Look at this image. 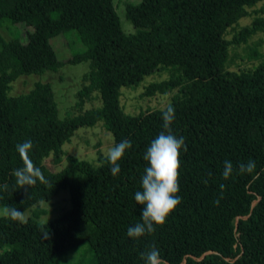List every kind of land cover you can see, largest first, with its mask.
I'll return each instance as SVG.
<instances>
[{"label":"trees","instance_id":"trees-1","mask_svg":"<svg viewBox=\"0 0 264 264\" xmlns=\"http://www.w3.org/2000/svg\"><path fill=\"white\" fill-rule=\"evenodd\" d=\"M263 1L129 3L126 14L136 32L127 34L113 0H0L1 30L14 35L18 24L34 28L27 43L0 32V207L34 212L62 190H69L71 202L44 223L0 217V264H54L82 246L89 247L91 261L74 264H145L141 254L153 246L166 264H264V57L253 69L228 67L231 47L248 42L264 20L257 17L226 38ZM71 31L84 50L66 62L89 61L90 70L73 106L79 113L61 119L49 83L16 96L9 92L18 75L58 71L65 62L50 40ZM163 67L172 69L171 77L150 84L146 95L173 92L170 127L187 149L180 152L181 203L163 225H154L155 232L131 238L128 228L142 222L143 206L134 197L148 166L143 157L165 131L162 113L169 104L129 114L121 107V88ZM96 98L101 106L84 110ZM98 122L113 133L114 146L131 141L116 176L106 156L95 166L63 149L78 128ZM27 140L47 183L20 188L13 175L23 167L16 146ZM64 158L60 171L46 163ZM250 159L256 163L252 174L237 171L223 179L225 160L238 167Z\"/></svg>","mask_w":264,"mask_h":264},{"label":"rangeland","instance_id":"rangeland-1","mask_svg":"<svg viewBox=\"0 0 264 264\" xmlns=\"http://www.w3.org/2000/svg\"><path fill=\"white\" fill-rule=\"evenodd\" d=\"M142 0H113L118 15L121 20V26L125 33L133 34L136 27L130 19L127 18V4H139ZM251 15L242 18L238 23L229 28L226 38L231 40L235 34L243 27L251 25L254 19L260 17L264 20V1L250 9ZM19 33L10 35L6 30L0 32L9 40L19 37L22 43L28 42V34L34 31L31 26L18 24ZM54 47L57 57L65 64L58 71L47 70L42 73H32L18 75L12 81V88L9 92L11 96L30 92L38 82L49 83L52 86L55 101L58 106L59 117L73 116L79 112L73 110L77 102V92L81 88L82 77L90 70V62L82 61L78 63H67L75 54L81 53L84 48L78 40L76 31L58 35L50 40ZM258 53V55H257ZM264 26L258 30L248 42L240 46H232L228 67L232 70L253 69L264 58ZM263 58V59H262ZM172 75V69L163 67L151 75L146 76L138 85L124 86L121 88V107L126 113L137 115L150 109H163L171 100L173 92L166 94L146 95L147 87L152 83H159L167 80ZM101 106V100L96 98L91 103H86L84 110L98 108ZM115 139L112 132L108 131L103 122H98L95 126H84L78 128L70 141L63 145L67 154L78 157L79 159L88 160L95 166L100 164L99 157L106 156L108 150L114 146ZM47 165L55 171L62 170L67 159L59 165H54L50 160L46 161ZM0 207V217L3 214V208ZM71 208L69 190H62L48 201H42L40 206L33 212L26 211L25 220L33 217L37 221L44 223L59 217L64 211ZM40 211H44L41 213ZM34 213V214H33ZM2 249H0V253ZM79 260L91 261V252L88 246H82L67 252L64 256L56 259L54 264H74Z\"/></svg>","mask_w":264,"mask_h":264},{"label":"clouds","instance_id":"clouds-1","mask_svg":"<svg viewBox=\"0 0 264 264\" xmlns=\"http://www.w3.org/2000/svg\"><path fill=\"white\" fill-rule=\"evenodd\" d=\"M163 127L162 131L147 148L143 159L148 166L145 168V174L141 178V190L135 193V201L142 205L140 223L130 226L127 235L131 238H140L145 234L155 232L154 225H163L168 215L176 209L181 203V198L177 195L180 191L179 169L180 152L186 145L183 137H177L172 134L170 125L175 119V109L169 104L162 113ZM33 148L31 140L17 144L16 150L23 162V167L17 168L13 175L16 185L20 188L25 186H34L39 180L41 183H47L41 169L33 163L29 152ZM131 148L130 140H122L120 143L111 147L106 155V159L111 165L110 171L113 176L120 172L119 161L123 158L127 149ZM256 169L254 160H248L247 163H241L234 167L230 160L224 161L222 177L228 180L234 172L252 174ZM206 182V181H205ZM7 190L8 185L2 186ZM221 192L225 185H220ZM222 198V197H221ZM219 205V199L214 202ZM3 214L12 220L24 221V212L17 208L5 206ZM145 264H166L160 257L159 250L153 246L148 251L141 254Z\"/></svg>","mask_w":264,"mask_h":264}]
</instances>
